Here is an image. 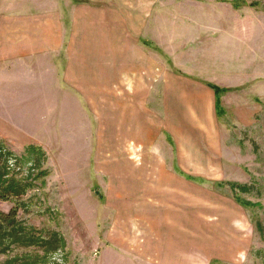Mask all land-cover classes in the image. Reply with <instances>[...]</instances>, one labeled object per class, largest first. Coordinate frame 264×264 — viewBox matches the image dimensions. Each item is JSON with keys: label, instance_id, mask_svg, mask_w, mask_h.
<instances>
[{"label": "rangeland", "instance_id": "obj_1", "mask_svg": "<svg viewBox=\"0 0 264 264\" xmlns=\"http://www.w3.org/2000/svg\"><path fill=\"white\" fill-rule=\"evenodd\" d=\"M238 5L0 0V147L28 183L0 212L61 239L0 264H264V0Z\"/></svg>", "mask_w": 264, "mask_h": 264}, {"label": "trees", "instance_id": "obj_2", "mask_svg": "<svg viewBox=\"0 0 264 264\" xmlns=\"http://www.w3.org/2000/svg\"><path fill=\"white\" fill-rule=\"evenodd\" d=\"M233 6L238 7L242 0H231ZM251 5L254 6L252 3ZM208 86L214 90L215 95L220 91L219 88L208 84ZM28 151L31 153L38 152L37 147H28ZM38 160V159H37ZM7 155L0 147V199L8 200L9 198L17 199L26 193V187L28 183L22 184L21 180L15 176L8 177L7 167ZM219 185H228L232 191L247 192L249 187L243 184H237L232 182H220ZM237 203L246 208L259 207V203H251L241 198L234 197ZM257 229L261 232L262 227L260 223H256ZM61 239L57 233H51V238L44 239L43 236H36L34 232L28 231L21 221L17 218V208L14 207L10 211L4 213L0 212V255L7 253L11 250L13 245L17 247H30L39 245L44 247V251L47 253L56 252L59 249ZM14 257L6 261V264H26Z\"/></svg>", "mask_w": 264, "mask_h": 264}, {"label": "crops", "instance_id": "obj_3", "mask_svg": "<svg viewBox=\"0 0 264 264\" xmlns=\"http://www.w3.org/2000/svg\"><path fill=\"white\" fill-rule=\"evenodd\" d=\"M15 20L18 22L17 19H15ZM34 23H35V21H34ZM39 23H41L40 19H39ZM23 51H26V50L20 46H17V47L13 46V47L9 48V52L11 55L21 56V55H23Z\"/></svg>", "mask_w": 264, "mask_h": 264}]
</instances>
